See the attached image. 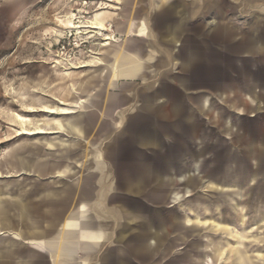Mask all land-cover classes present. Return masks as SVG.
Segmentation results:
<instances>
[{
	"label": "crops",
	"instance_id": "1",
	"mask_svg": "<svg viewBox=\"0 0 264 264\" xmlns=\"http://www.w3.org/2000/svg\"><path fill=\"white\" fill-rule=\"evenodd\" d=\"M105 4H114V10L102 8L86 20L85 29L102 41L100 51L87 61L74 62L73 67L54 62L52 67L60 71L63 81L48 83L55 95L52 101L41 98L38 91L46 84L41 80H34L31 94L20 99L26 113L44 115L39 118L21 115L24 117L21 121L17 120L16 113L17 136L26 139L7 144L0 157V264H27L28 256L46 264L97 263L106 248L140 232L129 198L144 196L145 204L161 210L168 202L176 205L181 196L192 195L190 188L184 187L183 173L174 175L171 193L167 189L154 191L152 176L146 177L143 188L127 178L144 162L161 167L163 162L174 159L176 149L185 145L177 140L176 134L193 132L196 127L193 117L205 106L204 98L192 96L187 75L196 67L193 59L198 51L181 45L187 22L200 15V0H105ZM119 4L127 6L128 11ZM136 4L148 8L150 5L151 12L135 13ZM246 5L258 9L261 21L264 20V0H246ZM211 6L216 13V0H212ZM157 14L165 15L162 24H156ZM255 32L244 34V51L248 54L249 50L260 52L264 47V39L259 42L253 39ZM141 41L144 42L142 50L138 48ZM171 63L181 70L180 74L172 75L168 71ZM156 68H159L158 73ZM152 71H155L154 81L150 83L148 74ZM238 73L245 81V92H252L250 81L254 79L259 80L264 89V62L257 73L247 67ZM216 74L213 71L210 77ZM136 80L149 82V85L136 89L133 85ZM119 81L125 83L119 87ZM178 87L185 97L194 101L185 112L184 103L170 97L171 91ZM114 90L119 92H112ZM30 96L32 103L27 104ZM133 105L148 108L163 133L171 137L172 142L167 140L162 154L138 156L131 145H114L113 142L115 150L110 152L109 147L102 145L104 137L118 134L128 123L137 121ZM21 131L31 134H20ZM92 134L102 137L101 143L93 140ZM190 139L195 140L193 136ZM125 148L130 149L127 160L122 157ZM194 168L192 171L197 169ZM229 176L233 187V193L226 196L233 214L230 217L243 224L249 200L246 175L230 173ZM210 186L216 187L213 183ZM191 210L195 217H186L189 224L199 227L209 223V228L224 234L228 232L229 239L241 242L244 238L228 226L203 219L199 208ZM207 213L213 215L208 209ZM159 216L162 229L152 230L147 242L150 250L169 243L162 239L165 229L162 210ZM180 237L182 241H176L177 244L184 242V235ZM5 243L7 246L2 247ZM222 248L215 247L221 258L226 251ZM129 249L135 263L142 264L146 258L153 261L139 243H132ZM169 257L161 264L168 262ZM224 259L231 264H255L250 255L236 247L230 248L229 256ZM261 260L264 262V255Z\"/></svg>",
	"mask_w": 264,
	"mask_h": 264
},
{
	"label": "rangeland",
	"instance_id": "2",
	"mask_svg": "<svg viewBox=\"0 0 264 264\" xmlns=\"http://www.w3.org/2000/svg\"><path fill=\"white\" fill-rule=\"evenodd\" d=\"M216 2L217 10L214 13L212 0H200V15H195V18L187 22L181 39V45L198 51L193 59L196 67L188 71L187 75L191 81L189 87L193 92L192 96L202 95L205 104L193 117L195 130L176 134L177 140L183 141L191 150H196L200 145L205 149L206 154L200 162V174L195 175V178L204 177L215 169L229 147L253 149L264 165V89L259 83L251 89L252 92H245V81L238 73L245 67L257 73L264 62V52L257 51L252 55L244 51V34L252 35L261 28L262 15L255 7L247 6L246 0ZM113 5H106L105 0H0V146L4 151L10 142L26 139L17 136L18 127L14 121L16 113L17 120L19 114L32 118L44 115L26 113L20 101L23 95L31 94L29 92L33 89L32 82H45L44 88L38 92L43 100L52 101L55 95L49 90L48 83L63 81L60 71L52 67L55 61L62 62L58 55L78 62L87 61L92 54L100 51L102 41L85 29L78 34L71 29L76 28L73 24L85 25V21L102 8L107 7L109 11H113ZM118 6L128 11L127 6ZM134 8L133 11L138 14L151 12L150 5L148 8L138 7L136 4ZM165 19L164 14H157L155 22L159 25ZM118 38L125 39L120 36ZM143 43H138L141 50ZM158 69L156 68V73ZM168 71L177 75L181 70L171 63ZM213 71L217 74L210 77ZM153 73L155 71L148 74L150 83L154 81ZM122 83L125 82L119 81L117 85L121 87ZM148 83L136 80L133 85L139 89L148 86ZM31 97L27 104L32 103ZM170 97L184 103V112L186 107L194 104L190 97L183 95V90L179 87L171 91ZM194 107L198 110V107ZM115 116L117 119V115ZM187 133L195 140H191ZM92 137L101 143L102 137L94 134ZM103 139L102 145L114 152L112 139ZM129 156L130 149L125 148L122 157L127 160ZM250 165L256 167V162L252 160ZM177 186L180 187L181 184L177 182ZM191 199L192 195L184 196L178 204L168 202L161 208L162 219L165 221L162 239L175 243L182 234L185 237L183 243L174 247L173 255L176 258L182 255L190 242L198 241V252L203 256L198 259L197 254L193 253L188 264H231L224 258L229 256V249L232 247L250 255L255 264H264L261 260L264 255V218L254 221L261 209L246 210L243 224L232 221V210L228 208L214 211L213 215L207 211L202 213L203 219L221 223L231 228L234 233L244 236L241 242H236L232 238L226 239L223 232L209 228V223L196 226L195 232L192 231V224L188 222L184 230L177 228L174 214L178 210L176 208L180 203ZM186 216L191 219L195 217L191 212H186ZM214 241L221 243L222 249L226 250L223 258L213 252L211 245ZM227 244L229 247H226ZM141 263L153 264V261L146 258Z\"/></svg>",
	"mask_w": 264,
	"mask_h": 264
},
{
	"label": "water",
	"instance_id": "3",
	"mask_svg": "<svg viewBox=\"0 0 264 264\" xmlns=\"http://www.w3.org/2000/svg\"><path fill=\"white\" fill-rule=\"evenodd\" d=\"M253 39L257 42L264 39V20L262 26L258 29ZM261 43V42H260ZM256 49L249 50V53L253 55L256 53ZM260 52H264V47ZM260 81L254 79L251 83V89L254 86L259 85ZM200 100L203 96L200 95ZM132 110L137 114V121L128 123L122 132L118 134H111L107 139L111 140L114 145L129 144L133 151L138 156H154L162 154L167 148V140L172 142L171 137H168L163 133L161 125L157 124L153 120V115L149 109L143 106H134ZM250 151V154L248 153ZM206 152L203 145H200L196 150H191L186 144L176 149L175 158L170 159L169 162H163L161 167L156 166L150 162L142 163L135 169L133 174L129 175V182L138 184L139 187H144L146 177L152 176L155 178L154 191L165 189L172 192L174 189L173 178L178 172L183 173L184 187H189V193H192V199L188 202L181 203L179 210L175 211V226L182 229L186 224V212H192L191 209H200V215L203 212L211 210L212 212L222 210V208L230 209L226 196L232 192V182H230V173L235 175L245 174L246 193H248L249 200L247 201L248 209H261L259 214L255 216L254 221H261L264 218V165L261 157L256 151L250 148V150L232 149L228 148L225 152L223 159L216 168L207 173L204 177L192 178L194 174H200V162L204 158ZM256 162V167L251 166V161ZM197 167L195 171L194 167ZM215 184V188H212L210 184ZM144 196H134L129 198L130 205L133 207V217L136 220V225L140 228V232L132 234L130 238H125L115 242V246L106 248L103 258L94 264H139L135 263L133 255L129 252V247L132 243L137 242L147 249V257L153 258V264H161V261L166 257H169V261L165 264H188L193 253L197 254V258H202V253L198 252L200 248L199 242H190L186 250L181 256L175 258L172 256V252L176 244L182 241V237L178 238V242L167 243L166 245H158L156 250H150L147 246L149 238L152 236V230L162 229V224L159 220L161 210L149 207L145 204ZM182 199V196H181ZM181 208V209H180ZM182 210V211H180ZM192 231L195 232L196 225L192 224ZM111 229L112 226H111ZM226 233V232H225ZM228 233V232H227ZM227 233L224 234L228 239ZM185 241V238H184ZM225 242H227L225 240ZM1 245V244H0ZM7 244H2V247ZM222 246L221 243H214L211 245L213 252L216 254L215 247ZM46 264V261L36 260L27 257V264Z\"/></svg>",
	"mask_w": 264,
	"mask_h": 264
},
{
	"label": "bare ground",
	"instance_id": "4",
	"mask_svg": "<svg viewBox=\"0 0 264 264\" xmlns=\"http://www.w3.org/2000/svg\"><path fill=\"white\" fill-rule=\"evenodd\" d=\"M79 23H81V22H79ZM73 25L76 28H71V29L75 30L78 34H81L82 33V29H86L88 27L87 24H85V25H78L77 23H74ZM58 57L60 58V60L62 62L66 63L69 67H73V63L74 62L72 60H67V59L61 57V55H58ZM18 118H19V120L24 121V117H22L21 115H18ZM20 134H31V133L30 132H27V131H21Z\"/></svg>",
	"mask_w": 264,
	"mask_h": 264
},
{
	"label": "built area",
	"instance_id": "5",
	"mask_svg": "<svg viewBox=\"0 0 264 264\" xmlns=\"http://www.w3.org/2000/svg\"><path fill=\"white\" fill-rule=\"evenodd\" d=\"M4 154V149L0 146V157Z\"/></svg>",
	"mask_w": 264,
	"mask_h": 264
}]
</instances>
